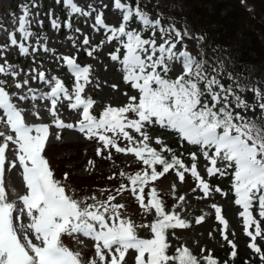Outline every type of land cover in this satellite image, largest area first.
I'll use <instances>...</instances> for the list:
<instances>
[{
    "label": "snow or ice",
    "instance_id": "obj_1",
    "mask_svg": "<svg viewBox=\"0 0 264 264\" xmlns=\"http://www.w3.org/2000/svg\"><path fill=\"white\" fill-rule=\"evenodd\" d=\"M55 3L60 5L61 0ZM62 3L67 8V18L63 21L53 9L43 15L47 16L51 29L58 31L63 27L83 36L79 44L69 37L75 54L53 57L62 61L74 78L71 91L58 76L46 79L45 72L37 68L25 73L26 78L17 79L23 70H17L6 59L11 48L17 49L20 56H28L31 49L34 64V54L55 52L48 47L43 33L40 0L18 4L20 14H13L12 30L0 24V32L7 34V43L0 44V74L4 76L0 79V124L11 133L0 131V264H235L238 245L229 238L235 233L228 232V221L220 206L212 203L210 212L211 218L218 221L216 231L222 237L221 247L227 248L223 261L205 247L194 254L180 243L176 230L201 225L205 215H198L191 222L181 217L180 212L186 211L182 207L186 197L176 195L175 184L171 189V204L160 197L156 187L145 192L151 182L174 172L180 183L186 182V174L190 173L196 181L193 193L197 189L202 193L197 200H207L214 194L228 196L229 193L218 185L212 186L205 177H224L230 174L229 169L233 170L230 192L234 205L242 209L238 215L247 237L245 248L249 255L243 264H257L254 257H258V264H264V91L251 83L250 77L245 80V72L229 70L225 57L218 54V47L213 48L214 55L209 57L206 34L193 33L186 23L177 28L171 17L168 19L172 22L164 24L159 0L155 3L143 0V4L141 0H111L116 24L106 22L105 10L109 5L102 0L88 2L86 7L76 0H62ZM73 18H83L82 22L92 32L84 33L80 27H73ZM33 28H40L41 32L37 34ZM96 35L101 38L93 43ZM187 41L194 42L195 55ZM114 42V50L107 55L119 65L117 71L123 82L137 94L124 93L127 97L124 106L109 104L97 119L90 112L95 101L82 96L93 83L92 65L81 66L77 55L83 51L87 57L98 59L104 47ZM177 68L179 73L173 78L170 74ZM224 79L227 85L222 82ZM36 80L48 85L50 90L37 96L28 87L30 81ZM13 84L17 91L10 94L7 89ZM96 87H100L99 82ZM111 87L117 89L115 84ZM245 93H251L252 100ZM33 100L50 101L47 112L53 118L51 124L26 123L18 104ZM61 101H67L69 109H82L76 124L59 118L57 104ZM32 115L41 119L38 111ZM154 123L174 130L181 140L196 148L188 153L189 164L160 137L154 140L159 151L150 146L148 129ZM52 125L57 130L74 129L86 139L96 141L97 156L104 157L107 153L106 158L111 160L113 150L133 154L145 167L134 175L120 172L119 176H126L127 183L105 190L108 194L103 199L95 195L78 199L66 191L67 185L54 179L45 158ZM55 139H61L59 131ZM123 142L127 143L122 147ZM198 153L207 162L204 175L197 170ZM13 169L21 175L25 189L18 197L19 206L8 201L5 189V172ZM116 176L113 173L108 179ZM64 179H68L67 173ZM126 193L134 198L138 212L151 215V220L137 224L131 217L122 215L126 204L115 201ZM138 229L146 230L150 238L139 237ZM208 236H212L211 231ZM62 237L88 248V254L71 250ZM170 238L177 241L176 246Z\"/></svg>",
    "mask_w": 264,
    "mask_h": 264
},
{
    "label": "rangeland",
    "instance_id": "obj_2",
    "mask_svg": "<svg viewBox=\"0 0 264 264\" xmlns=\"http://www.w3.org/2000/svg\"><path fill=\"white\" fill-rule=\"evenodd\" d=\"M24 2L25 0H0V24H3L4 27L9 30H12V16L13 14L16 16L20 14L17 6ZM76 2L80 6L86 7L88 2L96 3L97 0H76ZM102 2L109 5V8L105 10L106 22L108 24L118 23L116 17L111 11V0H102ZM130 2H134V0H130ZM153 2L155 3L156 0H153ZM40 3L42 5V8L40 9L42 15L40 19L44 20L43 33L47 37L48 47L55 49V52L44 53L43 51H40L34 54L36 59V63L34 64L32 61L33 54L31 53V49L28 56H20L17 49L11 48L7 52L6 59L13 64L17 70H23L21 76L17 79L22 80L26 78L25 73H30L32 68H37V71L45 72L46 79L53 75L58 76L71 91V85L74 83V78L71 76L70 72H68L67 66L64 65L62 61H58L53 57L57 54H66L70 56L75 54L76 49L71 46L72 41L69 37L75 39L77 44H79L83 39V36H78V34L64 29L63 27L58 31L51 29L47 16L43 15V13H47L49 9H53L54 14L59 16L63 21L67 18V8L63 5L62 0L60 5H57L55 0H40ZM141 3L143 4V0H141ZM159 5L167 9L176 7L180 10L182 3L173 0H159ZM244 5L252 16L264 25V17L258 15L254 6L245 2ZM148 9H152V4L148 5ZM35 11L36 10L34 9L33 12ZM152 15L155 17L156 13L153 12ZM82 20L83 18H73V27H80L84 33L92 32L91 27L84 24ZM162 21L164 24L171 23V21L166 20L163 16ZM176 27L179 28L178 25H176ZM33 31L39 34L41 29L33 28ZM193 33L200 34L199 32ZM6 35L5 32H0V44L7 43ZM100 38L99 35H96L93 43H98ZM32 43H34V39ZM43 43L44 41L41 40V44ZM187 43L189 50L195 55L196 48L194 42L187 41ZM114 47L115 42L112 46L106 45L103 51L99 53L98 59L87 57L83 51H80L77 55V62L80 63L81 66H86L88 64L92 65L93 83L86 87L85 93H83L82 96L85 99L91 97L95 101L93 108L90 109V112L93 114L102 112L103 108L109 104L115 107L124 106L127 103V97L124 93H127L128 96L137 94L135 90H132L129 85L123 82L121 73L117 71L119 65L111 62L107 55L109 51L114 50ZM206 52L209 57L214 55L212 49L207 48ZM0 63H2V61H0ZM105 66H107V70L105 69ZM231 69L232 67H229V70ZM234 69L237 72H245V80H248L250 77L251 83L258 85L262 91H264V84L260 80L262 75L259 77L253 76V71L249 66H244L241 69ZM178 73L179 68H177L176 72L171 73L170 75L174 77ZM3 78V74H0V79ZM97 82L100 84L99 88L96 87ZM222 82L225 83V85L228 84L227 79H224ZM113 84L117 85L116 90L112 89L111 86ZM28 87L33 88L37 96L50 90L48 85L39 80L30 81ZM7 90L10 94L17 91L14 88V84ZM243 95H245L248 100H252L251 93H245ZM67 104V101H61L57 104L58 116L65 123L76 124L79 119V112H82V109L72 110L67 107ZM18 106L23 109L26 123L51 124L53 118L47 112V108L51 106L50 101H24L19 102ZM36 111L40 113L41 119L39 120L32 115V113ZM0 114H2V110H0ZM249 115L251 114L249 113ZM148 130L150 132L151 147L159 148V146L154 143L156 137H160L163 140H168L170 137V134H168L170 129H164L155 123L151 125ZM0 131H5L6 134H11L3 124H0ZM57 131L60 132V140L55 139V133ZM137 138H139L138 135ZM126 143L127 142L121 143V146H125ZM98 146L99 144L96 141L86 139L83 134L78 133L74 129L57 130L54 125L50 127L49 142L46 145L44 155L47 154L49 157L48 161L53 171L54 179L67 185L66 191L78 199L91 195H95L98 199H103L108 194L105 190L118 187L122 182L127 183L126 179H118L117 177L113 180H109L106 175L109 171L115 173L122 172L123 170L133 171L139 168V160L133 154L115 153L113 150V157L109 160L106 158L107 153H105L104 157L96 155V148ZM189 151H196V148L188 145L185 141V145L184 147H181L179 154H182L183 160L186 164L190 163L188 155ZM8 155L9 158H11V153ZM89 161H92V163H89ZM196 163L198 172H200L201 175H204L207 162L199 156V153ZM232 171V169H229L230 174L224 177H205L212 186L218 185L223 192L229 193L228 196L214 194L207 200H197L196 198L202 196V193L199 189L193 193L192 189L196 187V181L191 178L190 173L186 174V182L184 183H180L174 173L166 174L159 180L151 182L149 187L145 189V192L148 193L151 187H156L160 197L165 200L167 204H171V189L172 185L175 184L176 195H184L186 197V202L182 205L186 211L180 212L181 217L191 222L194 221L196 216L205 215V221L201 225H193L186 230H176V235L180 237V243L185 244L195 254H198L200 247H205L211 251L215 257H218L220 261H223L226 258L227 248L221 247L222 237L216 231L218 221L211 218L210 212V205L216 203L222 208V215H224L225 219L228 221V232L235 233V235L230 234L229 236V238L233 239L238 245V258L235 260V264H243V261L248 258L249 253L245 248L247 237L242 231L243 220L238 215L239 211H242V209H240L239 206L234 205L233 194L230 192ZM65 173L68 175L67 180L64 179ZM4 181L5 189L8 193V201L17 203V206H19L18 197L25 193L21 175L15 169L11 171L6 170ZM83 186L85 187L83 188ZM102 192L104 193L103 196L101 195ZM115 202L125 203L126 212H123L122 215L131 217L137 224L142 221L146 223L152 219L151 215L145 216L142 211L138 212L136 202L129 193H126L122 197H118ZM23 220L27 223L26 217L23 218ZM210 231L212 232L211 237L208 236ZM137 234L141 238H150V233L146 230L138 229ZM62 239L65 245L71 250H83L86 255L88 254V248L78 245L70 238L62 237ZM85 240L87 241V238H85ZM171 243L176 246L177 241L171 239ZM253 259L258 264V257H254Z\"/></svg>",
    "mask_w": 264,
    "mask_h": 264
},
{
    "label": "trees",
    "instance_id": "obj_3",
    "mask_svg": "<svg viewBox=\"0 0 264 264\" xmlns=\"http://www.w3.org/2000/svg\"><path fill=\"white\" fill-rule=\"evenodd\" d=\"M173 1L182 3L180 10L176 7L167 9L159 5V10L166 20L170 21L168 17H171L179 28L186 23L192 32L206 34V45L208 46L206 48L218 47V54L225 57V63L229 67L241 69L249 66L253 71V76L262 75L260 80L264 82V25L252 16L240 0ZM244 1L253 5L258 15L264 17V0ZM100 113L93 115L99 119ZM168 134L170 137L164 140L165 144L183 159L179 150L181 145L184 146V142L174 130L171 129ZM157 150L159 151V148ZM171 154L166 153L165 155L170 156ZM45 158L49 160L48 155ZM138 166L139 168L133 171L123 170L122 172L134 175L135 172L145 167L141 162ZM109 172L106 174L108 177L113 174ZM115 173L118 179H126V176H119L120 172Z\"/></svg>",
    "mask_w": 264,
    "mask_h": 264
}]
</instances>
